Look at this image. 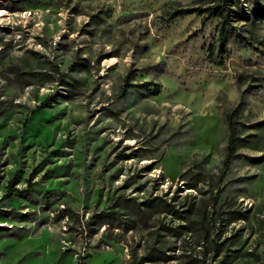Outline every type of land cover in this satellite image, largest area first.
<instances>
[{
    "label": "rangeland",
    "instance_id": "rangeland-1",
    "mask_svg": "<svg viewBox=\"0 0 264 264\" xmlns=\"http://www.w3.org/2000/svg\"><path fill=\"white\" fill-rule=\"evenodd\" d=\"M194 5L0 0V264H131L146 226L168 218L129 229L123 205L155 195L243 213L224 221V264H264V22L216 64L217 19L170 17ZM238 106L242 140L224 167ZM193 173L197 190L182 180Z\"/></svg>",
    "mask_w": 264,
    "mask_h": 264
},
{
    "label": "trees",
    "instance_id": "trees-1",
    "mask_svg": "<svg viewBox=\"0 0 264 264\" xmlns=\"http://www.w3.org/2000/svg\"><path fill=\"white\" fill-rule=\"evenodd\" d=\"M249 3L248 9L243 6L242 0H195V5L191 9H179L171 14L174 18L188 12H194L203 16L204 21L217 19V37L215 42L208 47L207 56L216 53L213 62L219 64L221 60L217 59L223 56L227 47L237 39H242L247 46L252 47V41L256 40V29L259 22H264V0H245ZM247 10V11H246ZM248 12V13H247ZM248 14V15H247ZM242 21V26L247 35L239 31L236 23ZM241 28V27H240ZM242 34V35H241ZM252 40V41H251ZM74 68V65H71ZM134 76L129 71L126 73L120 90V96L124 97L133 86ZM63 83V81H61ZM143 85L145 89L149 87ZM153 89V88H152ZM150 89V90H152ZM153 94L158 93L157 88L149 91ZM239 106L233 108L226 116L227 125V145L226 154L223 160V166L235 158L236 150L241 137L237 134V116ZM186 175V171L180 174ZM185 180L186 188L197 190L199 177L193 173ZM184 198L181 203L174 205L175 197L163 199L160 196H151L141 202H135L134 199H127L131 202L129 205H123L128 211L127 217L130 219V228L135 229L137 222H143L149 217L162 215L164 219L168 218L167 223H153L146 226L145 233L139 235L136 247L129 250L131 264H152L169 263L176 261V264H205V254H211V257H220L222 264L226 263L227 251L234 244V236L223 237L224 221L239 220L246 218L245 215L237 211H218L216 205H196L195 197ZM131 215V216H130ZM103 224H114L113 214L107 213ZM137 221V222H136ZM157 222V221H156ZM172 240L173 244H169ZM139 250H142L139 253ZM180 251L176 254L175 251ZM197 252V253H196Z\"/></svg>",
    "mask_w": 264,
    "mask_h": 264
}]
</instances>
